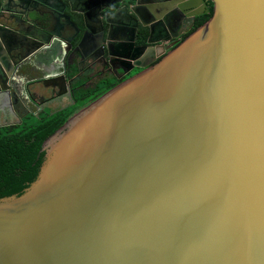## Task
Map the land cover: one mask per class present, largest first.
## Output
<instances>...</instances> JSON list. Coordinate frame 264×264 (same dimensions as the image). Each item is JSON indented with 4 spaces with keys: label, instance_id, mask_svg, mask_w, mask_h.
I'll list each match as a JSON object with an SVG mask.
<instances>
[{
    "label": "water",
    "instance_id": "obj_1",
    "mask_svg": "<svg viewBox=\"0 0 264 264\" xmlns=\"http://www.w3.org/2000/svg\"><path fill=\"white\" fill-rule=\"evenodd\" d=\"M210 1L206 24L44 143L37 180L0 200V264H264V0ZM53 42L66 65L72 43Z\"/></svg>",
    "mask_w": 264,
    "mask_h": 264
},
{
    "label": "flooded vegetation",
    "instance_id": "obj_2",
    "mask_svg": "<svg viewBox=\"0 0 264 264\" xmlns=\"http://www.w3.org/2000/svg\"><path fill=\"white\" fill-rule=\"evenodd\" d=\"M137 1L58 0V4L56 0H3L9 15L0 25L9 32L7 47H1L0 89L5 91L0 95V128L19 124L30 115L38 118L56 106V110L75 106L82 97L96 101L158 65L194 33L201 18L194 21L188 12L183 14L182 1L174 2L167 12L171 3L167 0L161 8L155 6V0ZM208 8L214 11L210 0ZM196 11L204 12L201 8ZM158 16L165 18L160 27L163 31L156 25ZM44 21L50 29L44 27ZM151 27L159 31L151 34ZM56 35L73 45L66 65L63 58L68 45L53 42L52 48H45ZM34 49L39 51L31 57ZM60 74L59 79H52Z\"/></svg>",
    "mask_w": 264,
    "mask_h": 264
},
{
    "label": "trees",
    "instance_id": "obj_3",
    "mask_svg": "<svg viewBox=\"0 0 264 264\" xmlns=\"http://www.w3.org/2000/svg\"><path fill=\"white\" fill-rule=\"evenodd\" d=\"M212 16L213 11L199 18L193 32ZM95 99L82 97L75 106L45 112L38 118L30 115L22 124L0 128V200L22 195L37 180L46 158L44 143Z\"/></svg>",
    "mask_w": 264,
    "mask_h": 264
},
{
    "label": "crops",
    "instance_id": "obj_4",
    "mask_svg": "<svg viewBox=\"0 0 264 264\" xmlns=\"http://www.w3.org/2000/svg\"><path fill=\"white\" fill-rule=\"evenodd\" d=\"M163 0H155V2H156V4H155V6L157 7V8H161L163 5V2H162ZM186 2V0H184L181 4H183V3H185ZM172 8L174 7V6H171ZM171 8V9H172ZM199 8H201V7H199ZM175 9V8H174Z\"/></svg>",
    "mask_w": 264,
    "mask_h": 264
},
{
    "label": "rangeland",
    "instance_id": "obj_5",
    "mask_svg": "<svg viewBox=\"0 0 264 264\" xmlns=\"http://www.w3.org/2000/svg\"><path fill=\"white\" fill-rule=\"evenodd\" d=\"M56 108H57V106L56 107H54L53 109L54 110H56ZM54 110H52V111H54ZM58 110V109H57ZM51 110H48L47 112H52Z\"/></svg>",
    "mask_w": 264,
    "mask_h": 264
}]
</instances>
